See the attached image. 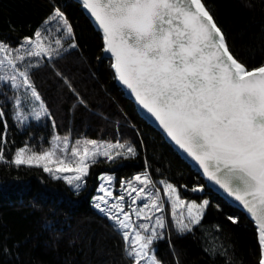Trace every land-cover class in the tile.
<instances>
[{"label": "snow or ice", "instance_id": "1", "mask_svg": "<svg viewBox=\"0 0 264 264\" xmlns=\"http://www.w3.org/2000/svg\"><path fill=\"white\" fill-rule=\"evenodd\" d=\"M81 3L102 31L104 51L110 53L118 80L171 140L198 163L204 175L234 198L256 224L261 250L258 264H264V64L248 68L233 55L204 0ZM49 20L62 22L61 36L37 30L17 48L0 41V81L16 93L12 99L18 120L27 119L23 111L26 101L38 102L31 113L35 119L50 116L31 79L32 70L42 63L40 58L53 61L62 57L65 37L73 41L70 48L78 47L73 27L59 8L54 9ZM57 75L77 95L80 104H85L71 81L60 72ZM4 115L0 108V121ZM7 142L8 126L3 121L0 161L9 162L5 155ZM136 151L119 141L85 139L72 144L67 136H55L47 150L37 152L27 145L18 148L10 163L42 167L54 179H62L79 190L97 157L113 161L135 156ZM99 179L111 184L114 178L102 175ZM159 183L172 206L176 232H191L200 225L209 201L186 202L172 183ZM120 187L121 194L114 195L101 183L98 191L102 194L93 198L94 207L113 222L132 264H163L154 242L165 238L168 222L163 215L160 189L155 188L147 162L144 172L131 180H121ZM202 190L200 186L192 189ZM185 207L186 215L181 211L177 218V208ZM133 214L145 222L134 221ZM228 219L237 223L234 217Z\"/></svg>", "mask_w": 264, "mask_h": 264}, {"label": "trees", "instance_id": "2", "mask_svg": "<svg viewBox=\"0 0 264 264\" xmlns=\"http://www.w3.org/2000/svg\"><path fill=\"white\" fill-rule=\"evenodd\" d=\"M204 2L233 55L248 68L264 64V0ZM55 8L72 25L78 47L64 48L62 57L53 61L40 58L41 65L31 72L50 116L18 120L12 90L0 81L9 161H0V264H132L122 236L93 206L91 195L100 185L101 173H114L119 183L144 172L146 162L155 182L168 180L187 200L209 201L201 224L191 232L178 234L169 217L165 238L154 242L163 264H258L261 250L254 222L209 188L201 174L139 114L118 85L112 60L104 56L102 32L78 1L0 0V41L16 47L37 30L61 36L62 22L49 20ZM72 42L64 38V43ZM57 72L71 81L85 104H80ZM55 132L73 139L119 141L135 147L136 155L113 161L97 157L79 190L54 179L42 167L10 163L18 148L29 145L41 151ZM198 186L203 190L192 191Z\"/></svg>", "mask_w": 264, "mask_h": 264}, {"label": "rangeland", "instance_id": "3", "mask_svg": "<svg viewBox=\"0 0 264 264\" xmlns=\"http://www.w3.org/2000/svg\"><path fill=\"white\" fill-rule=\"evenodd\" d=\"M24 42V41H23ZM22 42V43H23ZM20 45V44H19ZM19 45L18 46H16V47H12V48H17V47H19ZM69 43H64V48H69ZM3 84H4V82L3 81H1ZM12 90V89H11ZM23 92V89H21V93ZM11 94H13V95H15L16 93H15V91L14 90H12V92H11ZM14 101V100H13ZM37 104H38V102H29V101H26L25 102V104H24V109H23V111H24V115L27 117V119H24V120H20V121H23V122H28V121H30V120H32V119H35L34 118V116L31 114L32 113V110H33V108H35L36 106H37ZM16 111H17V109L15 108V110H14V113H15V116H16ZM55 136H60V137H65V136H61V135H59L57 132H55L53 135H52V137L50 138V142H49V144L48 145H45L44 146V148L42 149V150H47V149H49L50 147H51V144L53 143V138L55 137ZM67 137H69V141H70V143H72V144H74L75 143V141H77V140H81V141H83V140H85V139H89V138H87V137H81V138H76V139H73L71 136H67ZM97 141H99V142H102V143H110V142H107V141H104V140H97ZM122 144V143H121ZM27 146H29V145H27ZM30 147V146H29ZM30 148H32V147H30ZM33 149V148H32ZM33 150H35V149H33ZM35 151H37V152H39V150H35ZM117 151H123L122 149H118ZM113 155H115V152H113L112 153ZM66 174H68V175H72V173H66ZM102 175H108V176H112L114 179L112 180V182H111V184H108L106 181H102V180H100V185H101V183H104L105 185H106V187H108L109 188V190H111V191H113V193H114V195H120L121 194V192H122V189H121V187H120V182L118 183V180H117V177H116V175L114 174V173H112V172H103V173H101L100 175H99V177L100 176H102ZM132 178H130V179H128V180H131ZM152 179V178H151ZM153 180V179H152ZM161 180H165V179H161ZM161 180H159L158 182H155L154 180V183H155V188H159L160 189V198L164 201V212H163V215L165 216V218L167 219V222L169 221V217L170 218H172V206H171V204H170V202H168V200H167V197H166V195L164 194V191H163V188H164V186L162 185V184H160L159 182L161 181ZM125 181H127V180H125ZM167 182H169L168 180H166ZM86 183H87V180H86ZM85 183V184H86ZM136 183V186L137 187H140L141 185H139V183L138 182H135ZM169 183H171V182H169ZM85 184H84V186H85ZM99 185V186H100ZM174 185V184H173ZM83 186V187H84ZM175 186V185H174ZM73 187V186H72ZM176 187V186H175ZM74 188V187H73ZM155 188L153 189V191L155 190ZM177 188V187H176ZM98 189H99V187L98 188H96L95 189V191L92 193V195H91V201H92V204H93V206H94V203H95V201H94V197H96L97 195H100V194H102V193H100L99 191H98ZM179 193V192H178ZM180 196V195H179ZM180 198L182 199V200H184V201H186V202H191V201H194V200H187V199H185V198H182L181 196H180ZM145 202H147L146 200H145ZM196 202V201H195ZM129 203V201H127L126 200V202H125V206L127 207V204ZM196 203H198V202H196ZM199 204V203H198ZM137 205H133V207H136ZM98 210V209H97ZM99 211V210H98ZM181 211H183L184 213H185V215H186V207L185 208H177V218H179V213L181 212ZM100 212V211H99ZM157 215H159V213H157ZM132 219L134 220V221H137V222H145V221H142V220H139L134 214L132 215ZM172 221H173V219H172ZM155 247V246H154Z\"/></svg>", "mask_w": 264, "mask_h": 264}, {"label": "water", "instance_id": "4", "mask_svg": "<svg viewBox=\"0 0 264 264\" xmlns=\"http://www.w3.org/2000/svg\"><path fill=\"white\" fill-rule=\"evenodd\" d=\"M78 1L81 6V0H76ZM83 8V6H82ZM83 10L85 11V13L93 20V18L90 16L89 12L87 10H85L83 8ZM94 21V20H93ZM95 23V22H94ZM96 25V23H95ZM97 27V25H96ZM98 28V27H97ZM99 29V28H98ZM100 30V29H99ZM101 31V30H100ZM102 32V31H101ZM103 35V34H102ZM104 56L107 58H111L110 53L104 52ZM113 63V60H112ZM115 72V71H114ZM116 74V73H115ZM117 77V76H116ZM117 83L118 85L125 91L126 95L128 98H130L136 105L139 114L149 123L151 124L153 127H155L157 130H159L165 137V139L173 146V148H175V150L180 154V156L186 160L189 164H191L200 174L201 176L206 180L207 186L209 188H211L213 191H215L216 193H218L219 195H221L223 198H225L229 203H231L233 206H235L236 208L240 209L241 211H243L245 214H247L246 210L237 202L235 201L234 198L230 197L227 192L223 189H221L218 185H216L213 181H210L206 175H204L203 173V169L200 168V166L198 165V163L191 158L189 155H187V153L182 150L178 145L175 144L174 141L171 140V138L167 135V133L162 129L161 126H159L158 121L155 120L154 117L151 116V114H149L146 110H144L139 104L138 102L135 100L134 96L130 93V90H128L126 88V86H124L117 78ZM247 216L249 217V215L247 214ZM250 218V217H249ZM251 219V218H250ZM252 220V219H251ZM253 221V220H252ZM255 224V223H254ZM256 226V224H255ZM257 227V226H256Z\"/></svg>", "mask_w": 264, "mask_h": 264}]
</instances>
